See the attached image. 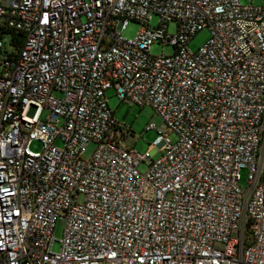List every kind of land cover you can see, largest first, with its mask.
Wrapping results in <instances>:
<instances>
[{
    "label": "built area",
    "instance_id": "1",
    "mask_svg": "<svg viewBox=\"0 0 264 264\" xmlns=\"http://www.w3.org/2000/svg\"><path fill=\"white\" fill-rule=\"evenodd\" d=\"M0 69V264H264V7L0 0ZM111 90L161 117L145 153Z\"/></svg>",
    "mask_w": 264,
    "mask_h": 264
},
{
    "label": "rangeland",
    "instance_id": "2",
    "mask_svg": "<svg viewBox=\"0 0 264 264\" xmlns=\"http://www.w3.org/2000/svg\"><path fill=\"white\" fill-rule=\"evenodd\" d=\"M243 5H251L258 7H264V0H241ZM159 23V17L154 15L151 21L152 27H157ZM141 29V25L138 22H131L127 28V30L123 33L124 38L126 39H135L138 32ZM169 32L171 34L176 33V25L171 24L169 26ZM210 38V33L207 30L199 32L192 42L189 45V48L193 51H197L198 48L203 46ZM9 38L7 37V43L9 42ZM174 48L170 45H163L162 43H155L152 46V54L156 56L162 55H173ZM1 73V69H0ZM107 96L109 98V107L114 112L115 118L117 121L125 124V126L131 130L124 140L123 144L125 146L135 148L140 153H145L149 150L150 146L155 142L158 134L156 131L147 130L148 125L151 122L160 124L162 122L161 117L156 114V112L149 106L139 107L137 105H131L127 102H122L118 99L115 90H111L107 92ZM172 140H176L175 136H172ZM58 146H61V142L58 141L56 143ZM31 149L33 151H41L42 144L40 142L34 141L31 144ZM95 151V146L93 144L88 146L87 153L85 155L86 159H90L92 154ZM160 153H156L154 159H158L160 157ZM149 165L147 163H143L140 166V170L142 172L147 171ZM242 188H246V173L243 172V179L241 181ZM64 230V223L59 221L56 225L55 237L58 241L62 238ZM60 245L58 243L55 244L54 250L58 251Z\"/></svg>",
    "mask_w": 264,
    "mask_h": 264
},
{
    "label": "trees",
    "instance_id": "3",
    "mask_svg": "<svg viewBox=\"0 0 264 264\" xmlns=\"http://www.w3.org/2000/svg\"><path fill=\"white\" fill-rule=\"evenodd\" d=\"M3 34H10L9 32H6V31H4L3 32ZM17 41V43L19 42L18 40H16ZM14 42V41H13Z\"/></svg>",
    "mask_w": 264,
    "mask_h": 264
}]
</instances>
